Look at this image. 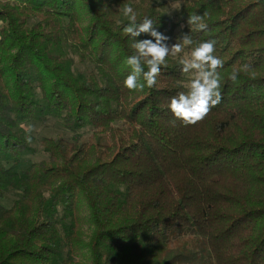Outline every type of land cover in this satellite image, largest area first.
<instances>
[{
	"label": "trees",
	"instance_id": "trees-1",
	"mask_svg": "<svg viewBox=\"0 0 264 264\" xmlns=\"http://www.w3.org/2000/svg\"><path fill=\"white\" fill-rule=\"evenodd\" d=\"M170 1L178 22L155 0H0V264H264V0ZM125 4L168 45L216 41L222 100L203 121L168 108L189 88L178 56L124 87ZM48 119L75 137L41 138L33 161Z\"/></svg>",
	"mask_w": 264,
	"mask_h": 264
},
{
	"label": "clouds",
	"instance_id": "clouds-1",
	"mask_svg": "<svg viewBox=\"0 0 264 264\" xmlns=\"http://www.w3.org/2000/svg\"><path fill=\"white\" fill-rule=\"evenodd\" d=\"M123 15L129 20L123 31L134 38L132 47L135 54L126 58L125 63L130 66L131 72L124 80V87L130 91H143L145 87L153 88L157 83V76L160 74L161 66L165 65L166 58L171 55L182 53L184 46L193 44L189 35H184L181 42L171 47L168 45V37L157 30L150 17H144L137 22V15L133 7L125 4ZM204 15L193 14L188 17V25H198L203 28ZM141 34H147L153 39L135 41ZM216 41L208 40L199 42L191 51L190 58L180 61L183 73H192L188 90L178 92L168 104L173 116L180 120L184 126H194L203 121L212 108L220 104L222 95L220 91V73L218 69L223 68L221 58L214 55ZM147 67V70H145ZM248 65H243L247 71ZM237 72H233L229 79L236 81ZM143 81V82H141ZM30 141V137L28 138Z\"/></svg>",
	"mask_w": 264,
	"mask_h": 264
},
{
	"label": "rangeland",
	"instance_id": "rangeland-1",
	"mask_svg": "<svg viewBox=\"0 0 264 264\" xmlns=\"http://www.w3.org/2000/svg\"><path fill=\"white\" fill-rule=\"evenodd\" d=\"M132 1H136V0H132ZM156 4L158 6H162V10H164L174 21L178 22V9H179V4L174 3L170 0H155ZM180 31V26L179 29L177 30L178 34ZM180 40H182V37H180V35H178V37H176L174 40H172L169 43V46L171 47V45L177 43V42H181ZM191 52L189 50H187L184 46V50L182 51V53L180 54H176L175 56H178L181 60L182 59H188L190 58ZM189 79L190 81L194 78L192 73H189ZM190 85V82H189ZM188 85V86H189ZM30 135L33 141V145L35 146L37 153L36 155L32 156L31 159L33 161H40L41 159H43L45 157V155L41 152L40 150V139L43 137H58V136H64L68 139H72L75 137V135L67 130H65L63 128V126H61L56 120L53 119H48L44 124L41 125H36L31 131H30ZM78 135L84 139L86 137H88L90 135V131L88 130H83L81 132L78 133ZM15 198L14 195L9 194L5 197V199L2 200V205L5 208H9L12 204V200ZM84 232H85V236L88 235V230L86 229V227L84 228ZM88 255L85 251L81 252L79 254V256L76 258V261L81 263V264H88Z\"/></svg>",
	"mask_w": 264,
	"mask_h": 264
}]
</instances>
